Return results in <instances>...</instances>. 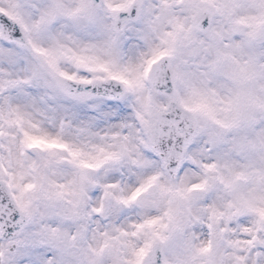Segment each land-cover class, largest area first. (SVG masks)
Here are the masks:
<instances>
[{"label":"snow or ice","instance_id":"6c2138e0","mask_svg":"<svg viewBox=\"0 0 264 264\" xmlns=\"http://www.w3.org/2000/svg\"><path fill=\"white\" fill-rule=\"evenodd\" d=\"M0 264H264V0H0Z\"/></svg>","mask_w":264,"mask_h":264}]
</instances>
